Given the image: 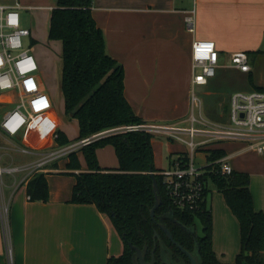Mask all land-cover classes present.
<instances>
[{
    "label": "crops",
    "instance_id": "1",
    "mask_svg": "<svg viewBox=\"0 0 264 264\" xmlns=\"http://www.w3.org/2000/svg\"><path fill=\"white\" fill-rule=\"evenodd\" d=\"M39 7H54V1ZM91 16L103 31L107 53L123 68L125 97L143 122L187 126L192 44L196 40L213 41L219 55L215 76L206 85L196 86L207 119L223 122L220 114L224 109L228 113L232 93L264 88V54H256L264 50V0H93ZM189 19L192 30L187 26ZM242 51L249 57L248 73L229 66L231 54ZM37 82L38 89L45 91L40 79ZM49 97L51 111L29 121L15 137L0 135V165H30L58 147L54 138L58 131L69 141L77 138V122L72 134L74 126L64 114L63 98L62 116L67 123L59 117L56 100ZM18 100L17 91L0 92V121ZM201 139L196 137V141ZM151 143L158 171L188 151L178 140L161 137L151 139ZM222 143L209 140L199 145L196 163L207 166L208 151L220 149L234 171L248 173L247 166H264V156L243 144L228 142L237 146L228 153ZM107 147L96 151L99 165L116 168L117 164L101 162L104 155L113 157L114 151ZM67 162L61 161V170L51 168L53 163L48 170L37 172L45 174L48 182L45 202L30 200L26 193L36 173L27 180L22 172L5 174L8 182H0V264H106L110 257L123 253V243L105 214L94 205L69 203L76 181L71 173L80 171L67 170ZM259 177L261 185L251 178L249 187L255 211L264 212V172ZM217 193L206 197L212 213V249L221 263H233L240 251L239 223L222 194ZM5 212L7 218L3 220Z\"/></svg>",
    "mask_w": 264,
    "mask_h": 264
},
{
    "label": "trees",
    "instance_id": "2",
    "mask_svg": "<svg viewBox=\"0 0 264 264\" xmlns=\"http://www.w3.org/2000/svg\"><path fill=\"white\" fill-rule=\"evenodd\" d=\"M92 7L93 0H55L49 18L48 39L61 44L63 109L67 118L77 122L75 141L108 128L143 122L125 97L123 68L107 53L103 31L91 16ZM258 53L264 54V50ZM249 81L252 83L251 77ZM56 134L58 146L70 143L61 131ZM151 139L148 133L131 132L91 143L78 152L86 162L85 171H81L78 153L67 158L65 168L80 171L71 173L76 181L69 203L94 205L109 218L123 243V253L110 257L106 264H133L132 247L142 250L145 244L147 261L155 249L154 264L183 258L176 244L196 254L200 264H264V212L255 211L249 174L234 170L230 175L216 173L219 166L215 161L223 158L225 152L208 151L205 179L222 194L240 229V251L234 262L221 263L212 249V213L206 204L209 188L198 211L175 209L161 185V177L155 174L158 170L154 166ZM106 146L113 148L116 168L99 165L96 151ZM153 177L161 196L154 219L150 216L155 203ZM26 193L30 200L47 201L49 187L45 174H34ZM196 223L201 226V236L195 233ZM160 224L169 229L176 244L167 238Z\"/></svg>",
    "mask_w": 264,
    "mask_h": 264
},
{
    "label": "built area",
    "instance_id": "3",
    "mask_svg": "<svg viewBox=\"0 0 264 264\" xmlns=\"http://www.w3.org/2000/svg\"><path fill=\"white\" fill-rule=\"evenodd\" d=\"M24 6L19 1L0 3V92L17 91L19 100L11 110L7 111L0 121L2 137H15L29 121L41 116L53 108L49 95L38 89L35 75L38 70L31 49L24 47L23 38L30 37V29L21 24L23 11L34 9ZM47 9L54 7H36ZM192 20L187 26L192 30ZM219 55L215 43L210 40H196L192 44V78L189 97V113L185 122L187 126L162 123H131L105 129L70 144L58 146L45 152L30 165H0V181L3 174L24 173L27 180L34 173L48 170L56 161L67 159L72 153L83 147L110 136L131 132L148 133L152 137L183 142L188 151L176 158L166 169L155 172L161 177V185L172 206L181 211H198L203 202L208 181V171L195 161L196 149L209 140L238 142L247 150L264 156V91L234 92L229 98L228 122L216 123L203 115L202 100L196 86L206 85L213 78L219 67ZM230 67L248 73L251 68L246 52H235L230 56ZM199 70V71H197ZM196 137H201L196 141ZM57 138V134L54 135ZM219 168L216 173L230 175L233 172L228 157L215 161ZM214 171V169L212 170ZM7 218L6 212L3 220ZM6 222V221H5Z\"/></svg>",
    "mask_w": 264,
    "mask_h": 264
},
{
    "label": "rangeland",
    "instance_id": "4",
    "mask_svg": "<svg viewBox=\"0 0 264 264\" xmlns=\"http://www.w3.org/2000/svg\"><path fill=\"white\" fill-rule=\"evenodd\" d=\"M15 1H19L24 6L35 7L34 9L23 11V15H21L22 26L30 29L31 32L30 37L23 38V44L24 47L31 49V55L34 57L35 62L37 64V68H38L36 72L37 80L40 79L46 93L52 96L53 99L56 100L60 112L59 117L61 120H64L67 123V120L64 118L65 116L64 117L62 116L63 115L62 95H61V87H60L61 72H62L61 44L58 41H50L48 39V18L50 14L49 10L36 8L39 6H48L51 3H53V1L55 4V0H0V2H4V3H9V2L13 3ZM10 106L11 105H9V107ZM227 120H228L227 112L220 114V121H223L222 123H227L228 122ZM69 121L71 125L74 126L72 127V134H74L73 129L74 128L77 129L76 122L73 119H70ZM156 138H161V137H152V139H156ZM74 141L75 140L70 141V143ZM163 143H167V142L164 140ZM0 144H2L1 140H0ZM221 145L227 149L228 153H232L234 152V150L237 149L236 145L228 144V142L226 141H224V143H222ZM107 148L111 149V151L113 152L111 146H108ZM112 156L113 157L109 158L106 155H104V157L101 159V162L104 164H108L107 166L117 164V158L115 157L114 153H112ZM78 157L81 164V171L86 170L87 168L86 162L81 152L78 153ZM61 161L60 160L56 161L55 164L51 166V168L56 167L59 168L60 170L63 169L60 166ZM246 168L250 170L248 172L250 176V180L252 178V181L256 185L260 186L262 182L260 180L259 174L264 172V166H261L259 164H252L250 166H247ZM7 177L8 176H5V174H3L1 177V181H4V183L8 182ZM209 193H214V194L217 193V190L212 185V183H210ZM195 233L197 234V236H201V226L199 223H196Z\"/></svg>",
    "mask_w": 264,
    "mask_h": 264
},
{
    "label": "water",
    "instance_id": "5",
    "mask_svg": "<svg viewBox=\"0 0 264 264\" xmlns=\"http://www.w3.org/2000/svg\"><path fill=\"white\" fill-rule=\"evenodd\" d=\"M153 192L155 195V203L150 211V216L152 219H154V214H155V210L160 206L161 204V196L159 194V187L157 184L156 179L153 177ZM159 227L161 228V230L165 233V235L167 236V238L173 243L176 244V242L174 241L169 229L164 226L163 224H160ZM157 234L155 233V236ZM176 246L180 249V251L185 254L187 256V258L190 261V264H200L198 262V259L196 256H193L189 251H187L186 249H184L183 247H181L180 245L176 244ZM133 248V256H132V261L133 264H154V259H155V249L152 251L151 253V259L150 261H146L145 260V256H146V252H147V244H145L144 248L141 250L138 247H132ZM166 264H171L170 262H167ZM177 264H186L185 262H181V263H177Z\"/></svg>",
    "mask_w": 264,
    "mask_h": 264
},
{
    "label": "flooded vegetation",
    "instance_id": "6",
    "mask_svg": "<svg viewBox=\"0 0 264 264\" xmlns=\"http://www.w3.org/2000/svg\"><path fill=\"white\" fill-rule=\"evenodd\" d=\"M147 253V252H146ZM191 253V252H190ZM193 256H196L197 257V255L196 254H194V253H191ZM147 255V254H146ZM184 255V257L183 258H180L177 262L175 261H172V260H170V259H165L164 260V264H166L167 262H170L171 264H177V263H181V262H185L186 264H190V261H189V259L187 258V256L185 255V254H183ZM150 259H151V254H150ZM197 259H198V257H197ZM145 260H146V256H145ZM147 261V260H146ZM148 261H150V260H148ZM199 262V261H198ZM200 263V262H199Z\"/></svg>",
    "mask_w": 264,
    "mask_h": 264
}]
</instances>
